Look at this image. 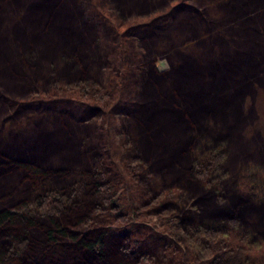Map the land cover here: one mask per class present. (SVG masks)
I'll use <instances>...</instances> for the list:
<instances>
[{"label":"trees","instance_id":"trees-1","mask_svg":"<svg viewBox=\"0 0 264 264\" xmlns=\"http://www.w3.org/2000/svg\"><path fill=\"white\" fill-rule=\"evenodd\" d=\"M110 1L126 13L137 9L142 12L146 7L144 10H149L152 3V0ZM200 1L192 0L194 7L204 5L206 8L208 3L201 4ZM211 5H217L226 12L231 27L227 33L220 31L214 35L213 32L210 37L213 51L211 49L207 59L199 52L198 56L191 55L198 59L193 66L188 64L193 67L192 71H198V89L192 95L193 90L190 95L185 94L183 78H180L182 80L176 89L165 87L163 75L154 72L151 73L152 78L146 80L140 64L123 53L124 48L102 50L90 28L80 30L79 21L84 18L83 8L77 0H0V77L6 89L15 91L23 88L21 82H33L35 78L48 74L50 77L62 75L76 80V77L98 69L99 63H106L108 55L107 78L93 87L83 84L87 88L81 87L79 93L101 105L99 110L104 115L108 112L106 107H111L119 99V86L123 84L125 89L126 81H131L132 74L122 69L130 66L131 70H136L139 76H135L131 83L134 86L132 91L141 89L142 94L148 95V121L153 122L152 116L162 115L163 122L170 128L163 136L172 138L173 143L164 147L161 156L159 143L148 141L149 138L140 133V142L128 141L124 148L135 152L138 146L159 169L157 171L162 179L166 176L178 181L196 194L194 205L198 206L201 202L200 214L195 212L198 219L189 222L186 228V264H263L264 250L261 246L254 247L244 233L233 226L224 229L226 225L222 227L221 224L223 218L229 219L227 221L236 219L239 223H246L249 229L251 227L253 233L264 235V144L261 146L252 141L247 146L241 143L239 136L236 137L238 126L244 119L237 104L239 93L253 80L264 79V64H261L264 38L260 35V24L264 23V0H213ZM187 12L190 15V11ZM252 12L255 13L254 18L250 16ZM212 21L203 22L210 31ZM212 23L218 27L221 25L218 20ZM121 33L125 36L128 30L125 28ZM125 39L121 41L123 46L127 44ZM136 39L133 41L136 42ZM203 72L214 76L208 78L205 85L200 76ZM221 72L225 73V79ZM99 90H104L101 92L103 96L99 95ZM1 100L0 105L4 106V98ZM52 117L48 124H39L38 131L34 133L27 132L7 139L0 137V264H168L165 258L156 260L139 245L144 235H154L166 249L169 241L162 232L170 230L173 216L177 219V214L161 216L165 211L152 210L154 200L160 197L161 180L146 176V185L139 184L133 176L137 215L155 216L157 219L154 224H150V220L138 221L142 224L139 226L144 228L143 237L133 244L135 248L139 247V257L131 253L128 245H124L120 256L108 259L104 251L108 231L95 230L94 209L99 208L101 198L115 202L114 195L108 194L112 186H106V182L101 181L107 179V175L117 173L113 166H119L122 173L129 171L128 179L132 182L131 170L127 167L129 164L119 157L115 163L104 157L92 158L89 163L95 149L93 140L97 136L94 122L83 118L80 120L82 124L76 125L75 120L70 122L68 118ZM137 117L141 118L140 122L144 118L142 115ZM128 127L129 135L142 130L138 123ZM153 130L157 131L155 125ZM76 133L82 136H75ZM214 138L230 142L217 141L218 147L208 151L205 159L198 164V153L195 157V152L213 143ZM234 143L239 148L236 152L241 155L237 157L234 154L235 157L231 158L238 159L236 168L241 170L240 174L238 171L236 174L239 176L238 184L234 187L231 180L225 177L220 178L219 187L215 190L198 189V184H194L190 176L198 177L200 174L203 181L209 184L212 173L202 176L206 170L204 164L221 159L229 151V144ZM206 158L208 162L204 163ZM234 160L230 162V167L235 169ZM241 161L243 163L239 164ZM145 169L140 173L134 171L133 175L142 176ZM252 179L258 184L255 190L260 192L259 196L251 194ZM64 181L68 185H53L54 182L60 184ZM122 182L126 184V180ZM148 186L152 192L148 191ZM88 191L90 194L85 196ZM86 198L99 200V205L94 209L86 207ZM144 198L149 199L139 204ZM187 203V198H184L181 207L184 209ZM64 212L79 221L78 231L63 225L60 218ZM104 215L113 222L109 219L113 218L111 214L110 217L106 213ZM227 224L234 225V221ZM117 225L114 224L116 232L120 226ZM162 234L166 236L160 238ZM108 244L111 245V242L108 241ZM91 255L93 259H90ZM133 255L138 257L137 260Z\"/></svg>","mask_w":264,"mask_h":264},{"label":"rangeland","instance_id":"rangeland-1","mask_svg":"<svg viewBox=\"0 0 264 264\" xmlns=\"http://www.w3.org/2000/svg\"><path fill=\"white\" fill-rule=\"evenodd\" d=\"M77 1L83 8L82 16L84 20H80V25L78 24L81 26L80 30H86V27L90 28L91 31L95 33L102 50L107 48L115 51L116 47L117 49L124 48L122 52L126 55H130L132 61L135 60V63L140 64L141 69L145 72L146 80L152 78V72L156 75H163V84L165 87L173 86L176 89L178 86L177 84L182 80L180 78H183L184 81L182 84L185 85L183 88L186 89V95H190L189 92L193 90L191 93L192 95L195 89H198V71L195 73V71H192L193 67H190L196 64L197 58L195 59L192 56H198L199 52L200 55L207 59L211 49L213 51V44L210 38L211 35L214 34L213 32H215L214 35L220 31L227 33L228 28L231 27L226 12L222 9L220 10L217 5H211L213 0H201V4L206 2L208 5L206 7L207 9L204 5L200 7L196 5L199 11L198 8L194 7L195 5L192 0H152V5L149 4V10H144L147 8L146 7L143 8L142 12H140V9H137L136 11L127 13L121 12L115 3L110 0H102V2H99V0ZM209 2L211 3L209 4ZM187 11H190V15H187ZM94 12H96V15H94ZM250 16L254 18L255 13L252 12ZM208 20H213L212 22L218 20L221 25L218 27L216 23L211 22L210 28L212 30L210 31L209 28L203 24V22ZM119 22H122V25L119 24ZM125 28L128 30V33L124 36L121 32ZM260 28V35L264 38V23L260 24ZM125 37L127 39V44L123 46L121 41H124ZM135 38H137L136 42L133 41ZM106 58V63H99L98 69L91 70V72L85 76L76 77V80L73 77H64L62 75L50 77L48 74L41 78H35L33 82H21L23 88L20 91L6 89L3 85L2 77H0V100L4 98V106L0 105V137L7 139L12 136L24 135L27 132L34 133L38 131L39 124L45 123L46 125V123L48 124L53 120L52 116L68 118L70 122L75 120L74 122H76V125L82 124L80 120L83 118H90L95 124L97 136L96 139L93 140V147H95V149L93 150V157H89V163H91L92 158L98 159L99 157L107 158L111 163H115L118 157L121 160H127L126 162L129 164L127 167L131 170L133 182L132 183L128 179V176H130L129 171H124L122 173L121 168L114 164L115 166L113 167L116 168L117 173L112 174V176L107 175V179L104 178L101 181L104 183L106 182V186H112L108 194L112 193L114 195L113 200L115 202H112V199L108 201L101 198L99 199L101 201L99 205V200L91 198L90 200L87 198L85 199L86 207L94 209L99 205L98 209H94L96 211L93 223L95 224V230L101 232L108 231L107 234L105 233V244H107L105 245L106 247L104 246V251L107 253L108 259L113 260L117 256H120L122 253L121 247L124 245H128L129 249H132L131 253L138 256L139 247L135 248L133 244L140 241L143 237L144 228L139 226L142 225L139 222H142L141 220H150V224H154L157 217L137 215L138 205L135 199L133 176L138 179V181H136L139 184L140 182L146 184L147 181H144L147 180L146 176H155L161 180V189L158 191L160 192V197L154 200L153 205L151 203L153 207L152 210L154 212L165 211L161 213V216L177 214V219L176 216H173L170 230L162 232L167 236L163 234L160 235V238L166 236V239L169 241L166 249H164L161 242H159V238L154 235H144L145 237L142 238L139 245L141 249L145 248L156 260L165 258L168 260V264H175L179 261V264H186V255H188L186 228L189 222L198 219L196 213L198 212V214H200L202 210V206L199 205L201 202L198 203V206L194 205L196 194L190 192L186 186H181L178 181H172V178L166 176L162 179L157 171L159 169L154 167L153 161L147 159V155L145 154V156L143 151L141 152L139 150L138 146L135 152H129L124 148L128 141L134 140L140 142V133H142L147 139L149 138L148 141L159 143L161 151L158 147V152L163 156L164 147L170 146L173 140L172 138L167 139L163 136L170 128L163 122L162 115L156 117L152 116L151 119L153 122L148 121L146 116L147 109L150 107L148 95L142 94L141 89H139L138 92L136 90L132 91L134 86H132L131 83L135 76H139L138 72L134 69L131 70L129 68L130 66H122L124 67V69H122L123 72L129 70L130 74H132L130 75L131 81H126L125 89L123 84L119 86V99L114 101L111 107H106L108 112L104 115L100 113L99 110L102 106L91 100L93 98L88 99L86 96H81L83 94L79 95V93H81V87H86L83 84L87 83V86L93 87V85L96 86L98 82H102L107 78L106 68L109 60L108 55ZM188 64H190V66ZM261 64H264V59L261 60ZM224 74L225 73L221 74L223 79H225ZM200 76L203 85H205L208 78H214V76H209L205 72L201 73ZM56 91L59 93L56 94ZM102 91L104 92V90ZM102 91L99 90V95L101 96H103ZM62 94L64 96H59ZM239 94L240 96L237 104L243 112L244 119L238 126L236 137L239 136L243 144L257 141L262 146L264 144V79L260 81L256 79L253 80V82ZM71 98L74 99L72 100ZM1 102L2 100L0 103ZM237 104L235 102V105ZM143 110L144 113H142ZM168 112L169 111H167V113ZM140 115H142V117L144 116L141 122V118L137 117ZM164 120L166 121L165 118ZM137 123L140 124L142 130H137L138 132H132V134L129 135L128 126H135ZM154 125L157 131L153 130ZM151 134H154V136ZM75 136L81 137L82 135L76 133ZM161 139L163 141H161ZM165 139L166 141H164ZM213 140H215L213 143L208 146H203L204 148L202 147V151L198 149V152H195V157L198 153V164L200 160L205 159V154L208 151L218 147L219 143L217 141H223L225 144L230 142L228 140L225 142L219 138H214ZM123 141H125L124 144L122 143ZM247 146H249V144H247ZM154 147L157 150L155 145ZM234 149L235 151H233ZM237 149L239 148L235 143L232 145L229 144V151L226 155H222L221 159H214L212 163L210 162L207 165L204 164L206 170L202 176L206 177L207 172L209 174L212 173L208 181L209 184L203 181L200 174L198 177L195 175L190 176V180L194 184H198V189L215 190L216 187H219L220 178L226 177L228 181L231 180L230 182L233 183L235 187L239 180V176L236 174H240L241 170H237L238 167L236 163L238 159H232L235 161V169L230 167V162L234 154L237 157L241 156L236 152ZM205 162H208L207 158L204 163ZM241 163L243 162L241 161L239 164ZM215 164H217V167ZM142 166L143 168H147L144 170V175L139 177L136 173L133 175L134 171H137V173L142 172ZM123 179L126 180V184H123ZM253 183V192L251 194L257 193L256 196H259L260 192L255 190L258 184L256 181L254 182V180ZM53 185L60 187L68 184L64 181L60 184L54 182ZM148 191L152 192L149 186ZM85 194V196H87L90 192L88 191V193ZM168 194L170 195L168 196ZM166 196L168 197L167 199L164 198ZM184 198H187L188 203L183 209L181 204ZM148 199L149 198L142 199L139 204ZM258 209L262 211L260 207H258ZM186 210H188L187 214H185ZM105 213L108 216L110 214L113 216V218L109 216V219H112L113 222L106 219L105 215L103 216ZM191 214H193L192 217H190ZM188 217L193 220H190ZM75 218L74 216L72 218L71 215L64 212L60 219L63 225H68L70 228L78 231L80 223L79 221H75ZM227 220L229 219L223 218V223L221 225L222 227L226 225L224 229L233 226L234 229L249 237V242L254 247L261 246L264 250V235L253 233L250 230L251 227L249 229L246 223H239L236 219H231L234 221V225L229 226L227 223H230L231 220ZM126 222H128V224L124 225ZM116 223L120 225L118 232L114 229V224L117 225ZM68 226L67 228H69ZM114 231L115 233H113ZM108 241L109 243L111 242V245L108 244ZM135 255L133 256L137 260L139 256L136 257ZM90 259H93L92 255ZM150 261L153 262L152 260Z\"/></svg>","mask_w":264,"mask_h":264}]
</instances>
